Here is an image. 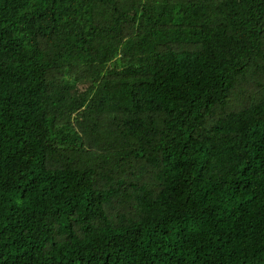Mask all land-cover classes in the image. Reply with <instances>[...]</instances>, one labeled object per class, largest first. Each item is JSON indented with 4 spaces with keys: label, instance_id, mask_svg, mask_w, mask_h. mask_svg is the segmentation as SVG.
Segmentation results:
<instances>
[{
    "label": "trees",
    "instance_id": "trees-1",
    "mask_svg": "<svg viewBox=\"0 0 264 264\" xmlns=\"http://www.w3.org/2000/svg\"><path fill=\"white\" fill-rule=\"evenodd\" d=\"M0 264H264V0H0Z\"/></svg>",
    "mask_w": 264,
    "mask_h": 264
}]
</instances>
